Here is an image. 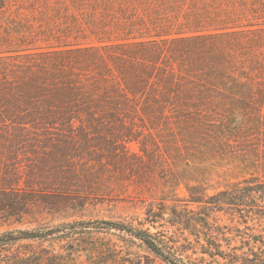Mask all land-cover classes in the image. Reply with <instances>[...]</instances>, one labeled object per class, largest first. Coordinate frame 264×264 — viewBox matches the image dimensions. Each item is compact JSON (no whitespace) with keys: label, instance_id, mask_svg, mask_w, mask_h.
I'll return each mask as SVG.
<instances>
[{"label":"trees","instance_id":"1","mask_svg":"<svg viewBox=\"0 0 264 264\" xmlns=\"http://www.w3.org/2000/svg\"><path fill=\"white\" fill-rule=\"evenodd\" d=\"M134 179L136 225L6 230L0 264H264V0H0V226Z\"/></svg>","mask_w":264,"mask_h":264},{"label":"rangeland","instance_id":"2","mask_svg":"<svg viewBox=\"0 0 264 264\" xmlns=\"http://www.w3.org/2000/svg\"><path fill=\"white\" fill-rule=\"evenodd\" d=\"M134 150L136 145L132 144ZM121 179V176L117 177ZM227 178L214 177L208 180V193H213V188L222 189L226 184ZM231 181V180H230ZM154 182V181H152ZM154 184L142 186L136 180L118 182L113 189L106 191L97 197L90 198L85 202L82 208L76 210H67L62 213L49 215L47 213L37 214L32 217H26L21 223H5L0 226V233L6 230L26 229L38 223H47L55 221L87 220V219H104L112 221H125L136 225L137 221L144 218L147 204L151 201V191H155ZM179 197H185V190L180 187L177 190ZM67 217L66 219H61ZM154 232V229H151ZM133 251H136L135 249Z\"/></svg>","mask_w":264,"mask_h":264}]
</instances>
